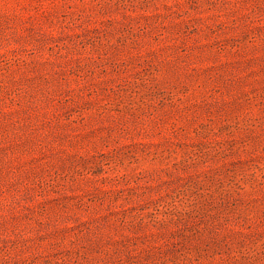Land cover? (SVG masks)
Listing matches in <instances>:
<instances>
[{"label":"rangeland","instance_id":"rangeland-1","mask_svg":"<svg viewBox=\"0 0 264 264\" xmlns=\"http://www.w3.org/2000/svg\"><path fill=\"white\" fill-rule=\"evenodd\" d=\"M0 264H264V0H0Z\"/></svg>","mask_w":264,"mask_h":264}]
</instances>
